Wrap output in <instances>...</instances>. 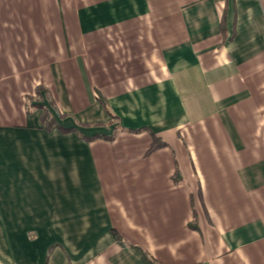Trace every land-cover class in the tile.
I'll return each mask as SVG.
<instances>
[{"label":"crops","instance_id":"1","mask_svg":"<svg viewBox=\"0 0 264 264\" xmlns=\"http://www.w3.org/2000/svg\"><path fill=\"white\" fill-rule=\"evenodd\" d=\"M137 249L264 264V0H0V264Z\"/></svg>","mask_w":264,"mask_h":264},{"label":"trees","instance_id":"2","mask_svg":"<svg viewBox=\"0 0 264 264\" xmlns=\"http://www.w3.org/2000/svg\"><path fill=\"white\" fill-rule=\"evenodd\" d=\"M39 92L41 93L40 88H38V94H39ZM100 102L103 105H105V101L103 99H100ZM51 105L54 109L56 108L53 102H51ZM33 106L42 111L40 120H41L43 129H45L47 132H53L55 130H58V131H61L64 133H68V132L78 133V130L76 128H68L67 129V128H64L63 126H61L59 124V122L57 121L56 117L54 116L53 112L47 106H44L41 104H39V105L34 104ZM55 110L57 111V109H55ZM57 113L59 114L60 118H63L65 116V115L59 113L58 111H57ZM110 116L112 117V119H115L114 116H112V115H110ZM99 137H104V136L96 135V136L90 137V138L83 136L84 139H89V140L96 139ZM166 145H167V143L164 142L161 138L154 136L152 146H151L149 152L151 153L153 151H156L157 149H159L163 146H166ZM114 236H115L116 240L122 244L119 236L115 233H114ZM137 251L141 255L144 264H155L154 260L146 252L139 250V249H137Z\"/></svg>","mask_w":264,"mask_h":264},{"label":"rangeland","instance_id":"3","mask_svg":"<svg viewBox=\"0 0 264 264\" xmlns=\"http://www.w3.org/2000/svg\"><path fill=\"white\" fill-rule=\"evenodd\" d=\"M115 123H116V121L114 119L113 120L111 119L109 122L110 125L115 124Z\"/></svg>","mask_w":264,"mask_h":264}]
</instances>
